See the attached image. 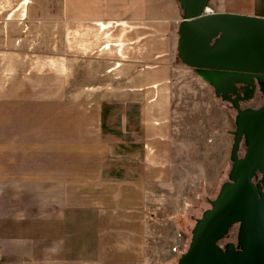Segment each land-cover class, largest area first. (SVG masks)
<instances>
[{
	"label": "crops",
	"instance_id": "obj_1",
	"mask_svg": "<svg viewBox=\"0 0 264 264\" xmlns=\"http://www.w3.org/2000/svg\"><path fill=\"white\" fill-rule=\"evenodd\" d=\"M208 7L264 17V0ZM180 19L176 0H0V104L39 72L50 99L108 110L42 160L0 114V264H177L197 218L182 186L229 159L235 115L179 60Z\"/></svg>",
	"mask_w": 264,
	"mask_h": 264
},
{
	"label": "water",
	"instance_id": "obj_2",
	"mask_svg": "<svg viewBox=\"0 0 264 264\" xmlns=\"http://www.w3.org/2000/svg\"><path fill=\"white\" fill-rule=\"evenodd\" d=\"M176 1L179 60L235 110L227 179L195 218L177 264H264V17L209 12V0ZM257 90L262 103L242 106ZM234 225L235 242L222 245Z\"/></svg>",
	"mask_w": 264,
	"mask_h": 264
},
{
	"label": "rangeland",
	"instance_id": "obj_3",
	"mask_svg": "<svg viewBox=\"0 0 264 264\" xmlns=\"http://www.w3.org/2000/svg\"><path fill=\"white\" fill-rule=\"evenodd\" d=\"M74 74L73 79L74 80ZM52 81V95L53 97H59L60 89L57 85L59 82ZM43 80V74L36 73L37 88L35 95L22 93L20 97L14 99L13 103L0 104V114L4 115V118H10L2 122L8 125L9 128H14L15 138L13 139L16 145L35 146L36 159H43V148L47 145H58L60 142L67 141L68 143L75 142L76 131L78 129H100V121H92L91 114L98 113L100 111L104 114L108 112L105 110L106 106H77L76 104L61 103L59 100L50 99L44 88H39L40 82ZM74 82V81H73ZM71 82V83H73ZM56 86V88H55ZM64 94L67 96L75 97V89L70 88ZM221 99V98H220ZM254 100V101H253ZM250 103L251 107H257L262 103L263 96L259 93L255 96ZM223 101V100H222ZM231 109L232 115L235 114V110L226 101H223ZM242 106H247L244 103ZM115 112H123V106H114ZM95 109V111L93 110ZM87 114H90L87 117ZM84 115V119L82 117ZM105 116H107L105 114ZM14 118V119H13ZM107 124L110 122H106ZM113 125L118 122H111ZM6 127V126H4ZM11 142V141H10ZM11 142V143H12ZM244 152V146L241 144L239 149V155ZM216 164L221 165L216 170L214 168L207 170L208 176L205 179H197L196 184L184 185L182 207L186 204L192 205L197 211V217L200 216L202 208L209 207V200H212L219 189L221 182L227 179V172L230 168V160L227 158L224 162L216 161ZM179 171V170H176ZM184 172H191L193 170L185 169ZM206 181V183H205ZM174 193V191L172 192ZM237 233V225H234L228 235L221 240V244L226 242H235Z\"/></svg>",
	"mask_w": 264,
	"mask_h": 264
},
{
	"label": "flooded vegetation",
	"instance_id": "obj_4",
	"mask_svg": "<svg viewBox=\"0 0 264 264\" xmlns=\"http://www.w3.org/2000/svg\"><path fill=\"white\" fill-rule=\"evenodd\" d=\"M257 93H259L261 96H263L259 90L256 91L255 96L257 95ZM253 99H255V97H254ZM253 99H252V100H253ZM252 100H250V101H248V102H244V103L248 104V103L251 102ZM244 103H242V105H243Z\"/></svg>",
	"mask_w": 264,
	"mask_h": 264
},
{
	"label": "built area",
	"instance_id": "obj_5",
	"mask_svg": "<svg viewBox=\"0 0 264 264\" xmlns=\"http://www.w3.org/2000/svg\"><path fill=\"white\" fill-rule=\"evenodd\" d=\"M209 12H211V11H213L212 9H210L209 7H208V9H207Z\"/></svg>",
	"mask_w": 264,
	"mask_h": 264
}]
</instances>
